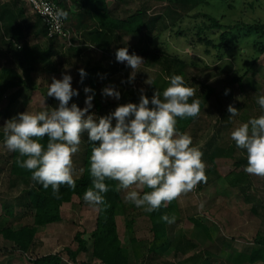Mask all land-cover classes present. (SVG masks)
<instances>
[{
	"label": "trees",
	"instance_id": "16d2710c",
	"mask_svg": "<svg viewBox=\"0 0 264 264\" xmlns=\"http://www.w3.org/2000/svg\"><path fill=\"white\" fill-rule=\"evenodd\" d=\"M118 1L124 2L125 0ZM159 1L165 4L167 3L165 9L168 12H170L171 6L178 9L177 18L174 16L176 15V11L173 9L174 19L172 24L179 28L175 32L181 36L187 37L190 35V38L194 40L193 47L196 45L203 47L205 56H209L212 61L216 63L221 61L230 62L231 59L238 61L241 60L240 58H247L248 56L249 59L242 63L243 72L231 78L239 88L244 89L243 80L247 76L250 66L252 64L254 65L264 53V19H256L253 22L239 20L234 23H224L223 17L219 18L202 9H196V12H192L197 6H209L210 0ZM222 1H226L229 6L232 5L230 3L231 1L244 2V0ZM260 1L264 5V0H253L250 4L254 7L255 2ZM56 2L62 6L63 10L69 13L66 21L70 29L74 33L82 30L83 32H81L86 43L88 42L91 46L100 49L102 51V57L108 53L109 48L114 47L115 43L129 36L138 38L137 43H134V45L128 44L129 54H133L135 50L139 51V54L147 57L148 60L151 59L161 64V67L165 71L164 74L168 76L174 74L185 76L189 68L199 70L200 63L197 61L192 59L184 61L178 55H171L164 52L155 43V32L163 19V15L162 13L156 14V16L148 15L149 6L147 2H143L137 6L134 11L125 17L114 15L118 7L111 8L107 0H74L78 5V11L76 12L71 11L67 0H56ZM185 18H189V23L192 26L188 25L187 27H183ZM176 19L177 22H175ZM179 23L181 24L178 25ZM62 41L57 36L53 38L47 37L44 23L32 11L25 0H10L0 4V57H4L8 61L6 62V66L2 65L0 68V101L6 89L17 85L16 80H21L20 82L25 85L24 77L22 76L24 72L50 70V67L54 65L53 56L55 54L63 56L64 50L62 49L65 43H61ZM16 42L20 43V45ZM57 44L61 45L60 49H57ZM84 46L85 44L82 47L81 45L77 47V51L80 52ZM67 48L70 52L68 54L73 56V48L70 46ZM250 49L252 54L249 52ZM245 51L248 52L246 55ZM76 56V60L81 61L78 53ZM106 60H108L107 57ZM97 61L94 66L86 67V75L83 79L79 76L81 78L80 86L82 88L78 90L79 95L72 98L71 104L74 103L78 107H81V104L85 105L86 96L81 91L85 87L95 92L97 86L102 81L111 84L113 88L123 85L124 75L118 67V62L115 65H106L105 59L103 58ZM202 65L208 66L207 64ZM125 67H127L126 63L123 65V68ZM200 68L204 70L209 69L208 67ZM114 76L116 78H113ZM165 77L162 76L164 80ZM166 82L168 83V81ZM165 85L154 81L151 87L163 90ZM102 87H105V84H102ZM119 90L121 92L123 86L119 87ZM203 93L204 91H196L195 97L192 98L201 101L199 116L183 120L178 119V131L186 133L203 113L206 105ZM18 94V92L11 94L10 106L16 104ZM130 99V103L138 104L139 102V97L136 92L131 94ZM192 99L189 100V103L192 102ZM53 100V97H48L49 103H52ZM94 102L98 111L104 109V105L98 99ZM2 115H4V112L0 108V117ZM228 118L226 116V121ZM41 143L46 145L47 137ZM83 145L79 167L80 173L74 176L76 187L73 189L67 185H62L59 199H56L52 195L51 188L45 190L41 184L32 181L31 172L21 168L17 164L18 153L11 152L7 156V174L10 187L12 189H20L15 204L23 210H26L27 214L32 215L33 221L31 224H24L18 227L5 224L0 228V236L4 240L14 243L20 252L28 254L32 251L35 244H37L36 237L40 227L61 221L63 205L70 203L74 196H77L81 203H86L83 198L84 193L92 187V177L90 176L89 170L92 144L87 139V133L84 134ZM221 145L220 142L216 143L213 140L209 143L208 149L199 148L203 152V159L213 166H216V161L219 157H223V155L231 157L235 159L236 168L240 169L241 173H245L244 168L247 164L246 156H234L232 149L224 153ZM217 179L227 180V176L221 177L220 175ZM237 179L238 177L234 178L233 181ZM105 182L109 186V191L103 194L106 204L96 206L97 216L95 228L90 236L92 240L91 255L97 264H131L132 258L136 259V262L143 259V261L150 263L162 258L164 254H187L188 252H193L200 246L199 241H193V238L186 237L183 232H175L173 224L169 225L160 219L164 214L169 216L174 215L176 219L180 218L178 200H174L167 206H162L158 210L148 213L142 208H137L130 202L128 208V205L124 202L123 193L119 189L118 182L112 180H106ZM199 188L201 190L204 187L199 186ZM144 191H149V189L145 188ZM217 193L218 191H216V195ZM135 209L140 210V212L133 216V213H130L131 216L128 217V211H134ZM253 209L257 212L255 207ZM124 212L127 215L126 227L129 233H131V250L122 244L118 234L117 216ZM142 218L149 224L151 237L149 240H140L134 235L136 221ZM189 219L204 232L207 238L212 239L211 228L207 227L201 219L197 217H189ZM262 234V236H258L255 239L254 246L244 251H233L229 254L228 261L224 263H220L221 257L219 254L221 249H217L218 253L210 249H204L184 259L179 264H191V262H194V264H264V233ZM75 241L78 244L76 249H65L68 259L75 264H93L80 261V255L89 250L88 242L83 238V233L77 232ZM223 242L225 243L224 239H222V244L224 245ZM63 261L62 253H50L30 259V264H62ZM161 264L177 263L165 259Z\"/></svg>",
	"mask_w": 264,
	"mask_h": 264
},
{
	"label": "rangeland",
	"instance_id": "374dc122",
	"mask_svg": "<svg viewBox=\"0 0 264 264\" xmlns=\"http://www.w3.org/2000/svg\"><path fill=\"white\" fill-rule=\"evenodd\" d=\"M6 1L10 0H0V4ZM107 1L112 8L118 7L114 13L118 17H125L143 2L148 3V15L156 16V14L162 13L163 19L155 32V43L166 53L178 55L184 61L195 60L200 63V67L209 68L208 70L200 67L199 70L189 68L187 70L188 75L183 76L187 86L193 87L196 91H204L203 96L206 101L203 113L197 122L186 131L192 137L193 145L206 150L209 143L215 140L216 143L220 142L222 144L221 149L224 150V153L232 149L234 156H246L244 150L235 146L230 133L239 124L264 114V109H261L256 103L257 97L264 95V53L254 65L250 66L248 74L243 80L245 87L241 89L231 78L243 72L242 63L249 59L248 56L247 58L238 56L241 59L238 61H235V59H231L230 62L221 61L216 63L212 61L209 56H205L203 47L199 45L193 47L194 40L190 38V35L186 37L175 32L179 28L172 24L174 19L173 9L176 11V15H174L176 18L178 9L170 5V12H168L165 9L167 3H162L159 0ZM252 1L244 0L243 3L231 1L232 5L229 6L226 1L210 0L209 6H197L192 12H196V9H202L219 18L223 17L224 23H234L239 20L253 22L256 19H264L262 1L255 2L254 7L250 4ZM67 3L69 7L78 9V5L75 4L74 0H67ZM189 21V18H185L183 27L192 26ZM175 22H177V19ZM137 39L129 36L124 37L123 40L115 43V45L113 44L114 47L109 48L108 53L102 57V51L86 44L85 40L78 34L76 35L75 44L78 45L82 42L80 44L81 47L85 44L80 52L76 49L80 46L78 45L72 47L73 56L68 54L70 53L67 50L69 45L62 41L61 43L66 44H64L62 49L64 50L63 56L57 54L53 56L54 65L50 67V70L24 72L22 76L24 77L25 85L18 79L16 80L17 85L6 89L0 101V108L4 112V115L0 117V228L5 224L18 227L24 224H31L33 221L32 215L27 214L26 210L15 204L20 189H12L10 187L6 158L11 152L4 146L3 126L5 123L19 113L28 110L41 111L46 110L47 107L50 109L56 108L59 102L54 99L52 103H49L47 96L48 85L51 84L53 78L62 79L63 75H70L72 77V87L78 91L82 88L80 86L81 78H79L80 69H84L86 73V67L94 66L98 62L97 60L102 58L105 59L106 63L115 65L117 62L115 58L116 50L121 47H128V44L134 45V43H137ZM60 48L61 45L57 44V49ZM249 52L252 54L251 49ZM77 53L81 57V61L76 60ZM246 53L248 52L245 51V55ZM134 54L142 57L144 61L138 72H136L134 80H130L132 69L129 66L123 68L126 62H118V67L124 75L123 85L119 86H123V90L119 92V87L114 88L120 93L119 99L113 96L105 97L102 94V90L105 87H112L111 84L104 81L100 82L95 92L85 93L84 89L81 90L85 93L86 98L88 95H93V107L89 110V114H94L97 122L100 117L111 114L117 106L130 103V97L133 92L138 94L140 100L141 92L143 91V94L151 100L155 91H163L159 88H152V84L146 83L150 79L152 83L157 81L165 85L166 77L170 76L164 74L165 71L161 64L151 59L148 60L147 57L140 55L137 50L134 51ZM106 57L108 60H106ZM238 57L237 59H239ZM6 62H8L7 59L0 57V68L2 65L6 66ZM202 64H207L208 66ZM162 76H166L165 80ZM113 78H116V76ZM102 84H105V87H102ZM226 90L227 94H225ZM17 92L19 93L17 102L10 106L11 94H16ZM97 99L104 105V109L100 111L97 110L94 102ZM83 105L81 104V109L86 107V105ZM229 105L238 110L237 116L230 118ZM69 106H71V101ZM226 116L229 117L227 121ZM114 125L115 120H113ZM82 146H84L83 137L80 151L73 158L77 169L76 175L80 173ZM203 160L206 164L207 182L202 183V185L200 183L194 191L177 199L180 208V218L176 219L177 221L173 224V228L175 232H183L186 237L193 238V241H199L200 246L196 249V253L204 249H210L218 253L217 249H221L219 254L221 257L220 263H224L228 261V256L233 251H244L254 246L255 239L264 233V177L249 175L246 172L241 173V170L235 166V159L224 155L217 159L216 166L208 163L205 159ZM220 175L221 177L227 176V180L217 179ZM236 177L238 179L233 181ZM228 180L232 182L229 183ZM199 186L204 188L199 190ZM216 191H218L217 195ZM122 193L124 199L125 190H122ZM200 203L204 204L203 209L198 208ZM125 204L129 208V202H125ZM254 207L257 212L254 211ZM62 209L63 220L56 224L40 227L36 237L37 244L28 254L20 252L14 243L6 241L0 236V264H30V259L50 253H62L66 264H74L68 259L65 249L77 248L78 244L75 241L77 232L83 233V237L87 240L89 247L88 252L80 255V260L97 264L91 255L92 240L90 237L96 221V206L81 203L80 199L75 196L74 200L69 204H65ZM139 212L140 210L138 209L129 210L127 215L130 217L132 213L133 216ZM121 214L117 216L120 226L119 231L123 245L131 250L128 236L126 237L125 229L122 227L124 221L126 222L127 215L125 212ZM189 217H197L207 227L211 228L212 239L207 238L204 232L195 226ZM135 229L136 233L141 237L151 238L149 235V224L143 218L137 220ZM222 239L225 240V243L223 242L224 245L222 244ZM174 259L177 264L184 261L182 258ZM164 260V258L160 259L159 262H161L159 264L163 263ZM171 260H173V257ZM191 264H194V262H191Z\"/></svg>",
	"mask_w": 264,
	"mask_h": 264
},
{
	"label": "clouds",
	"instance_id": "9594fccd",
	"mask_svg": "<svg viewBox=\"0 0 264 264\" xmlns=\"http://www.w3.org/2000/svg\"><path fill=\"white\" fill-rule=\"evenodd\" d=\"M48 14L57 27L69 15L63 9ZM115 58L132 69L130 80L144 63L142 57L129 54L127 47L117 49ZM79 74L82 79L86 75L84 69ZM166 80L167 86L162 92L155 91L151 100L142 91L138 104L119 105L97 122L95 115L89 114L93 95L87 96L83 109L74 103L69 106L72 98L79 95L72 87V77L65 74L62 79L53 78L47 96L57 100L58 106L28 110L8 120L3 126L4 146L18 153L16 162L31 172L32 181L45 190L51 188L52 195L59 199L62 185L76 187L73 158L87 133L92 144V187L85 191L84 201L93 206L105 205L103 194L109 191L105 181L112 180L125 190V202L151 213L207 182L203 152L193 145L190 135L177 129L178 119L199 116L201 101L192 99L196 90L186 85L183 76L174 74ZM146 83L153 84L150 79ZM84 91L93 90L85 87ZM102 94L120 98L112 87H105ZM256 103L264 109V95L258 96ZM228 112L230 118L238 115L232 105ZM45 137L46 145L41 143ZM230 137L238 149L246 152L244 171L264 177V114L236 126ZM203 207V203L198 206ZM160 219L171 225L176 217L164 214Z\"/></svg>",
	"mask_w": 264,
	"mask_h": 264
},
{
	"label": "built area",
	"instance_id": "2783aa9c",
	"mask_svg": "<svg viewBox=\"0 0 264 264\" xmlns=\"http://www.w3.org/2000/svg\"><path fill=\"white\" fill-rule=\"evenodd\" d=\"M30 6L32 11L40 17L44 23L47 31V37L53 38L58 37L70 47L78 46L75 44L76 33H74L70 27L67 25V21L63 20L59 27L53 22L51 16L48 14L50 11H55L56 9H63L56 0H25ZM68 46V47H69Z\"/></svg>",
	"mask_w": 264,
	"mask_h": 264
},
{
	"label": "crops",
	"instance_id": "0c3cea01",
	"mask_svg": "<svg viewBox=\"0 0 264 264\" xmlns=\"http://www.w3.org/2000/svg\"><path fill=\"white\" fill-rule=\"evenodd\" d=\"M108 2V1H107ZM76 4V3H75ZM110 6V5H109ZM111 7V6H110ZM70 9H71V11L72 12H76V11H78V9H74V8H71V7H69ZM77 8H78V6H77ZM112 8V7H111ZM82 30H79L78 32H75L76 33V35H78V34H80V36L85 40V38H84V36L82 35V32H81ZM17 44H19L20 45V43H18V42H16ZM85 43H86V41H85ZM86 44H88L89 46H91L88 42L86 43ZM92 47V46H91ZM95 49H97L96 47H94ZM97 50H100V49H97ZM101 51V50H100ZM106 65H109V63L107 62L106 63ZM80 78V77H79ZM75 197V196H74ZM73 200H74V198H73ZM72 200V201H73ZM71 201V202H72ZM70 202V203H71ZM67 204H69V203H67ZM65 205V204H64ZM63 205V206H64ZM63 208V207H62ZM95 214H96V216H97V209H96V212H95ZM119 215H122L121 213L119 214ZM63 220V209H62V219H61V221ZM61 221H59V222H61ZM59 222H56V223H59ZM137 222V221H136ZM56 223H54V224H56ZM50 225V224H49ZM117 225H118V234H119V237H120V240H121V242H122V244H123V240H122V236H121V234H120V231H119V228H120V226H119V223H118V219H117ZM122 227L125 229V234H126V237L128 236V240H129V242H130V234L131 233H129V230L127 229V227H126V222L124 221V225H122ZM94 228H95V226H94ZM93 228V229H94ZM40 229V228H39ZM128 233V234H127ZM37 235H38V233H37ZM134 235L136 236V238L137 239H140V240H149L150 238H146V237H141L140 235H138L137 233H136V229H135V226H134ZM150 235V234H149ZM149 235H148V237H149ZM124 236V235H123ZM84 238V237H83ZM85 239V238H84ZM148 242V241H147ZM131 244V243H130ZM196 253V250H194L193 252H188L187 254H182V253H179V254H176V253H173V254H171V255H167V254H164V256H162V258H160L161 260L164 258V259H166V260H170V261H173V262H175L174 260V258H182L183 260L184 259H186V258H188V257H190V256H192L193 254H195ZM172 257H173V260H171L172 259ZM160 259H157V260H155V261H153V262H148V261H143V259H141L139 262H136V259H134V258H132L131 259V264H159L160 262H159V260ZM65 261V260H64ZM63 261V263L62 264H66L65 262ZM80 261H82V260H80ZM158 261V262H157ZM75 264V263H74Z\"/></svg>",
	"mask_w": 264,
	"mask_h": 264
}]
</instances>
